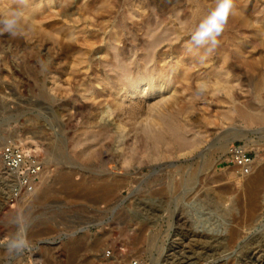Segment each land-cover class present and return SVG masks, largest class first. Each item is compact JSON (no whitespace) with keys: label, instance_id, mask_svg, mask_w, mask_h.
<instances>
[{"label":"rangeland","instance_id":"374dc122","mask_svg":"<svg viewBox=\"0 0 264 264\" xmlns=\"http://www.w3.org/2000/svg\"><path fill=\"white\" fill-rule=\"evenodd\" d=\"M234 5L201 62L190 33L214 0H28L23 33L0 32V149L17 143L79 190L6 203L0 163V264H236L241 246L264 250V187L250 218L247 175L217 148L264 163V0ZM17 210L33 246L10 255ZM232 227L235 242H209Z\"/></svg>","mask_w":264,"mask_h":264},{"label":"clouds","instance_id":"9594fccd","mask_svg":"<svg viewBox=\"0 0 264 264\" xmlns=\"http://www.w3.org/2000/svg\"><path fill=\"white\" fill-rule=\"evenodd\" d=\"M28 0H14V5L0 14V32L16 37L25 29L26 6ZM235 14L234 0H214V6L199 20L190 33L188 51L203 49L199 56L201 62L210 57L220 45L219 37L225 31L229 17ZM208 89L206 82L197 85V96ZM30 217L17 210L14 217L15 230L4 244L10 255H19L31 250L33 244L29 238Z\"/></svg>","mask_w":264,"mask_h":264},{"label":"bare ground","instance_id":"6f19581e","mask_svg":"<svg viewBox=\"0 0 264 264\" xmlns=\"http://www.w3.org/2000/svg\"><path fill=\"white\" fill-rule=\"evenodd\" d=\"M28 21V20H27ZM30 24V23H29ZM37 25H39V24H37ZM29 30V29H28ZM37 33V32H36ZM35 33V34H36ZM30 38V37H29ZM36 42H38V41H36ZM86 73V72H85ZM218 150H220L221 152H223L222 154H224V153H228L229 152V142H225V143H223L222 145H219L218 147ZM69 172V171H68ZM43 172H40V174H39V181H38V183H41L40 184V188H35V190H34V192L32 193V194H30V195H28L27 197H25L24 199L25 200H27V199H29V201L30 202H28V203H31V205L33 204V205H45L46 203H47V200H48V197H49V195H50V193H53L54 192V190L53 189H55V190H57L56 189V187L54 188V187H52V186H54L55 184H59V188L60 189H72L73 191H71L70 190V193H69V197L70 196H74L75 194H74V189H76V190H79V186H77L76 184V186H74V185H72L71 184V179L70 178H72L71 176H70V174L69 173H67V172H65V171H63V173H61L60 172V174L58 173L55 177H53V178H51L50 180H47V177L45 178L44 176V178L41 176V175H44V173L42 174ZM72 173V172H71ZM128 173V172H127ZM191 176V175H190ZM5 178H9V180L8 181H11L10 180V177L8 176V177H5ZM40 178H42L43 180L42 181H40ZM243 178V177H242ZM192 179V178H191ZM183 180V179H182ZM182 180H180L181 182H182ZM185 180V179H184ZM188 180H189V178H188ZM188 180H186V181H188ZM103 181V180H102ZM189 181H191V180H189ZM189 181L187 182V183H189ZM116 182V181H115ZM73 183V182H72ZM78 183V182H77ZM82 183V182H81ZM98 183H101V181L100 182H98ZM107 183V182H106ZM119 183V182H118ZM182 183H184V181L182 182ZM182 183H181V185H182ZM80 184V183H79ZM85 184H87V182L85 183ZM84 183H83V185L84 186H86ZM95 184H97V183H95ZM108 184H109V182H108ZM108 184H107V186L106 187H108ZM185 184V183H184ZM82 185V188H84V186ZM100 185H102V184H98V188L99 187H101ZM109 185H112V184H109ZM170 185V184H169ZM55 186H57V185H55ZM89 186V185H88ZM93 185H91L90 186V188L92 187ZM105 186V184L103 185V187ZM37 187V186H36ZM78 187V188H77ZM103 187H101V188H103ZM105 187V188H106ZM194 187V186H193ZM242 187H243V189H244V192H245V194H246V196H247V198H245V199H247L248 200V202H247V204H248V216L250 217V218H252V217H254V214H255V211H256V209H257V207H258V205H259V203H260V200H261V193H262V191H263V187H264V163H257L256 165L253 163V165H252V168H251V170H250V172L247 174V176H246V179L243 181V183H242ZM53 188V189H52ZM86 188V187H85ZM84 188V189H85ZM94 188V187H93ZM97 188V189H98ZM114 188H116V187H114ZM190 188V187H189ZM86 189H88V188H86ZM85 189V190H86ZM96 189V188H95ZM95 189H94V191H95ZM110 189H112V188H110ZM185 189V188H184ZM191 189V188H190ZM84 190V191H85ZM99 190H100V188H99ZM106 190H108L107 188L106 189H103L101 192L103 193V191H105V193H106ZM113 190V189H112ZM182 190V189H181ZM186 190V189H185ZM53 191V192H52ZM93 191V190H92ZM66 192H67V190H66ZM87 192V191H86ZM88 192H89V190H88ZM87 192V193H88ZM96 192H98V191H96ZM96 192H93V194H96ZM108 192H110L109 190L107 191V194H109ZM55 193V192H54ZM72 193H73V195H72ZM76 193H77V191H76ZM181 193H182V191H181ZM241 193V192H240ZM78 195L80 194V193H77ZM83 194V193H82ZM82 194H80L81 196H82ZM86 194V193H85ZM90 194H91V191H90ZM89 193H88V195H90ZM93 194H91V195H93ZM106 194V195H107ZM56 195V194H55ZM87 195V194H86ZM86 195H83V197H85ZM98 195V194H97ZM103 195H104V193H103ZM103 195H101V197L102 198H104L103 197ZM76 196V195H75ZM96 196V195H95ZM100 196V195H99ZM71 197V198H72ZM82 197V198H83ZM92 197L93 196H91V199H92ZM98 197V196H97ZM87 198H88V196H87ZM86 198V199H87ZM95 198V197H94ZM21 199V198H20ZM82 200V199H81ZM93 200V199H92ZM98 201H100V200H98ZM170 201V200H169ZM23 202H25V201H23ZM51 202V201H50ZM246 202V201H245ZM244 203V202H243ZM237 205V204H236ZM144 209V208H143ZM149 215V214H148ZM177 216V215H176ZM172 217V216H171ZM258 217V216H257ZM260 217V216H259ZM258 217V218H259ZM252 220H254V218L252 219ZM258 220V219H257ZM255 221V220H254ZM151 222V221H150ZM178 224H180V223H178ZM250 224V223H249ZM247 225V224H246ZM256 225V224H255ZM145 226V225H144ZM229 226H230V224H229ZM245 226V225H244ZM249 226V225H248ZM241 227V226H240ZM243 227V226H242ZM258 227V226H257ZM256 227V228H257ZM250 228V227H249ZM145 229V228H144ZM147 229V228H146ZM202 229H204L203 227H202ZM252 229V228H251ZM250 229V230H251ZM205 230V229H204ZM245 230V229H244ZM252 231V230H251ZM201 233H198V231L196 232V234H197V236H199V238H208L207 237V234L209 233H207V230L206 231H200ZM256 233V232H255ZM251 237V236H250ZM257 237V236H256ZM198 238V237H197ZM239 238V232H238V230L237 229H233V227H232V229H230L229 231H228V233H227V236L226 237H224L223 236V234L222 233H219V234H217V235H214V236H210L208 239H209V242H211V243H213V244H223L225 241H229V242H235L237 239ZM250 239H252V238H250ZM136 240V239H135ZM207 240V239H206ZM261 240V239H260ZM149 241V240H148ZM238 242V241H237ZM241 242V241H240ZM255 242L253 241L252 243H250V244H248L247 246L245 245V246H241L240 248L241 249H239L238 250V254H237V256L235 255V257H234V260L236 261V264H264V250L261 248V246L259 247L258 245H251V244H254ZM170 245V244H169ZM239 246V245H238ZM243 248H245V249H243ZM214 249V245H212V246H210V248L208 249L209 251H210V253L212 252V250ZM170 251V250H169ZM237 251V250H236ZM173 253V252H172ZM172 253H167L166 255H164L165 256V258L163 259V260H167L168 258H169V256H171V254ZM205 253V252H204ZM152 254V253H151ZM207 254V253H206ZM212 255H213V253H212ZM154 257V256H153ZM151 258L150 260L152 261V263L153 264H157L158 263V258ZM177 257V256H176ZM199 257V256H198ZM160 258V257H159ZM206 259V258H205ZM162 260V259H161ZM181 261V260H180ZM182 262V261H181ZM162 263H163V261H162ZM179 264V263H178ZM181 264V263H180ZM196 264V263H195Z\"/></svg>","mask_w":264,"mask_h":264},{"label":"built area","instance_id":"2783aa9c","mask_svg":"<svg viewBox=\"0 0 264 264\" xmlns=\"http://www.w3.org/2000/svg\"><path fill=\"white\" fill-rule=\"evenodd\" d=\"M226 162L235 166L240 176H246L253 165L250 154L241 145L234 144L229 148ZM0 163L4 172L12 178V184L4 196L6 203L34 192L43 168L42 161L36 155L23 150L17 143H8L0 149Z\"/></svg>","mask_w":264,"mask_h":264}]
</instances>
